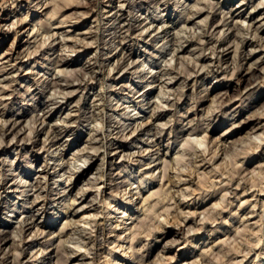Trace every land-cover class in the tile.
<instances>
[{
  "label": "rangeland",
  "instance_id": "obj_1",
  "mask_svg": "<svg viewBox=\"0 0 264 264\" xmlns=\"http://www.w3.org/2000/svg\"><path fill=\"white\" fill-rule=\"evenodd\" d=\"M116 12L122 17L120 23L113 19ZM152 18L159 21L151 27ZM0 24V185L4 187L0 232L8 236L5 242L0 233V256L7 257L8 264L28 260L27 264H68V256L79 246L78 253L97 254L95 261L88 257L81 264H109L113 254V264H264V0H0ZM54 33L67 37L72 46L67 48L66 41ZM109 33L118 34L114 38ZM177 47L184 50L178 58ZM122 50L131 58L116 68ZM60 55L70 63L59 70L67 69L80 85L62 87L69 98L60 89L47 88L52 79L64 83V74L50 60ZM97 56L104 69L94 66L95 61L90 65ZM129 86L134 89L131 93ZM145 92L142 103L139 96ZM160 92L166 93L165 98ZM251 96L255 101L245 108ZM50 98H58L60 104L53 105ZM125 112L133 117L125 121ZM154 114L160 115L151 124ZM11 116H21L23 121L18 124L20 143L15 147L16 140L11 142L13 135L6 130ZM142 121H150L143 127L146 131L139 128L131 136ZM121 126L129 129L118 135L113 132ZM53 129L62 140L51 148L48 139ZM32 130L38 132L35 139ZM112 144L122 147L107 148ZM215 145L222 151L212 160ZM60 153L72 170L61 180H44V167L57 165ZM201 153L208 160L202 161ZM75 169L84 171L83 177L72 178ZM164 174H169V182ZM146 177L154 179L140 185ZM182 177L186 183L177 184ZM237 182L242 186L236 191ZM63 189L70 191L66 199L61 198ZM141 190L139 197L148 201H140L135 217L142 222L127 220L138 196L131 198ZM74 199L77 203L71 206ZM34 202L47 206L48 214L30 215ZM70 208L78 212L73 215ZM27 213L35 227L24 233L20 222ZM95 216L105 225L98 236L100 244L92 242ZM122 219L125 224L113 232ZM49 223L50 227L42 226ZM135 224L142 228L134 230ZM166 230L170 234L164 237ZM131 233H137L136 238ZM122 236L126 241L119 245L124 248L115 254ZM20 244L28 249L26 258L18 257ZM130 246L136 253L131 259ZM44 249L50 254L39 261ZM52 250L56 253L50 258Z\"/></svg>",
  "mask_w": 264,
  "mask_h": 264
},
{
  "label": "bare ground",
  "instance_id": "obj_2",
  "mask_svg": "<svg viewBox=\"0 0 264 264\" xmlns=\"http://www.w3.org/2000/svg\"><path fill=\"white\" fill-rule=\"evenodd\" d=\"M109 1H113L114 2V0H109ZM206 2V1H205ZM204 2V3H205ZM208 2V1H207ZM49 4V2H47L46 3V5H48ZM244 6H246V4H243L241 7H240V9L242 8V7H244ZM259 6H260V3H259ZM93 8V7H92ZM123 9V8H122ZM197 9V8H196ZM200 9V8H199ZM198 9V10H199ZM191 10V9H190ZM197 10V11H198ZM196 11V10H195ZM197 13V12H196ZM195 13V14H196ZM201 13V10H200V12L198 13V14H200ZM197 14V15H198ZM193 16H194V14H193ZM121 15H117V12L114 14V18L113 19H116L115 20V22H117V20L119 21L121 18ZM188 18H190V16L188 17ZM194 18V17H193ZM137 20H138V18H137ZM190 20H192V19H189L188 20V22H190ZM145 21V20H144ZM157 21H159V20H157L156 18H152L150 21H149V23H148V25H153L154 23H156ZM170 21V20H169ZM193 21V20H192ZM195 21V20H194ZM64 22V21H63ZM114 22V23H115ZM148 22V21H147ZM185 22H187L186 20H185ZM113 23V24H114ZM119 23H120V21H119ZM169 23V22H168ZM167 23V24H168ZM225 23V21L223 22V24ZM63 24V23H62ZM1 25V24H0ZM136 25V24H135ZM171 25V24H170ZM169 24H168V26H170ZM149 26V27H150ZM47 27V26H46ZM118 27V26H117ZM120 27L121 26H119L118 28H119V30H120ZM129 28H130V26H128ZM152 27V26H151ZM38 28V27H37ZM36 28V29H37ZM124 27H121V29H123ZM129 28H127V29H129ZM133 28H135L134 26H133ZM139 28V27H138ZM160 28V27H159ZM161 28H162V26H161ZM242 28V27H241ZM249 28H250V26H249ZM249 28H248V30L247 31H249ZM131 29V28H130ZM136 29V28H135ZM150 29V28H149ZM34 30H35V27H34ZM50 30V29H49ZM124 30V29H123ZM106 31V30H105ZM121 31V30H120ZM128 31V30H127ZM127 31H125L126 33H127ZM146 31V30H145ZM166 31L167 30H164L162 33H159L158 35H160V34H163V33H166ZM39 29H37L36 30V34L35 35H37V33H38V35H39ZM140 32V31H139ZM151 32H153V31H151ZM118 33H120V32H118ZM118 33H109V36H111V37H117V34ZM143 33V32H142ZM247 33H249V32H247ZM210 34V33H209ZM48 35V34H47ZM51 35V34H50ZM54 37H55V35H59L58 33H54V34H52ZM152 35V34H151ZM158 35H156L154 38L157 40V36ZM165 35H167V34H165ZM193 35V34H192ZM212 35H213V33H212ZM248 35V34H247ZM45 36H46V34H45ZM60 36V35H59ZM143 36V35H142ZM148 36V35H147ZM149 36H150V34H149ZM40 37V36H39ZM48 37V36H47ZM193 37V36H192ZM209 37V36H208ZM213 37V36H212ZM49 38V37H48ZM60 38H61V40L62 41H66L65 42V44L67 45H65L67 48H68V46L70 45V46H72V41H70V40H68V38L67 37H61L60 36ZM67 38V39H66ZM71 38V37H70ZM69 38V39H70ZM188 38V37H187ZM55 39V38H54ZM117 39V38H116ZM46 40V39H45ZM71 40H73V39H71ZM47 41H48V39H47ZM55 41H56V39H55ZM54 41V42H55ZM58 41V40H57ZM186 41H188V39L186 40ZM189 41H190V39H189ZM191 41H192V39H191ZM201 41V40H200ZM200 41H198L199 43H200ZM204 41V40H203ZM202 41V42H203ZM193 42V41H192ZM191 42V43H192ZM197 42V41H196ZM77 43V45H78V42H76ZM124 43V42H123ZM186 43V42H185ZM198 43V44H199ZM54 44V43H53ZM74 44V43H73ZM91 44V43H90ZM95 44V43H94ZM214 44V43H213ZM248 44V43H247ZM85 45V44H84ZM92 45V44H91ZM176 45V44H175ZM244 45L245 44H243L242 43V47H244ZM43 46V45H42ZM45 46V45H44ZM63 46V45H62ZM76 46V45H75ZM80 46V45H79ZM93 46V45H92ZM164 46V45H163ZM202 46V45H201ZM209 46V45H208ZM191 47V46H190ZM213 47V46H212ZM214 47H216V46H214ZM213 47V48H214ZM72 48H74V47H72ZM96 48H98V47H96ZM95 48V49H96ZM212 48V49H213ZM78 49V48H77ZM77 49H75V50H77ZM111 49V48H110ZM174 49H176V48H174ZM173 49V50H174ZM198 49V48H197ZM74 49H73V51L74 52H76ZM99 50V49H98ZM207 50V49H206ZM204 51V50H203ZM225 51V50H224ZM111 52H112V49H111ZM111 52H109V53H111ZM174 52V51H173ZM184 52V50H182V48H178L177 47V49L175 50V57H177L178 58V56L181 54V53H183ZM73 53V52H72ZM108 53V54H109ZM122 53H123V57H122V59L120 58V60L118 59V64H117V66H116V68H119L121 65H120V63H122V62H124L126 59H130L131 58V54H127L126 52H125V50H122ZM213 53H214V49H213ZM216 53H218V55H217V57L221 54L222 55V51H220V52H216ZM36 54V53H35ZM55 54V53H54ZM53 54V55H54ZM66 54V53H65ZM112 54V53H111ZM190 54V53H189ZM205 54V53H204ZM105 55H107V54H105ZM213 55H215V54H213ZM100 56V55H99ZM99 56H97L96 57V59H94V60H91L89 63H90V65H91V63H92V61H95V63L93 64L94 66H99V70L100 69H104L105 67V65H102V64H100L99 63ZM116 56V55H115ZM118 56V55H117ZM201 56V55H200ZM182 57V56H181ZM132 58H134V57H132ZM201 58V57H200ZM181 59V58H180ZM179 59V60H180ZM48 60V59H47ZM51 60V63H53V67L54 68H56V69H58V71H60V73H63L64 75H63V79H64V83H61L62 81H59V80H49L48 82H47V88H50V87H54L53 89L54 90H56V89H60L59 91H61L62 92V87L63 88H74L75 86H78V88H79V86L80 85H77L76 84V81H75V79L72 77V76H70L68 73V71H67V69L65 70V69H63V70H59V67H63V66H66V65H68L70 62L68 61V59L66 58V57H64V56H53V58H51L50 59ZM123 60V61H122ZM134 60V59H133ZM208 60H210V58L208 59ZM221 60V59H220ZM108 61H110V59L108 60ZM135 61V60H134ZM197 61V60H196ZM112 62V61H111ZM211 62H212V60H211ZM211 62L209 63V64H211ZM134 63H136V61L134 62ZM189 63V62H188ZM187 63V64H188ZM196 63V62H195ZM198 63V62H197ZM219 63V62H218ZM221 63V62H220ZM43 64V63H42ZM104 64V63H103ZM133 64V63H132ZM151 64V63H150ZM200 64V63H199ZM52 65V64H51ZM93 65H91V66H93ZM206 65V64H205ZM204 65V66H205ZM252 65V64H251ZM108 66H111V65H108ZM113 66V65H112ZM151 67L153 66L152 64L150 65ZM202 66V65H201ZM200 66V67H201ZM113 68V67H112ZM189 68H191V67H189ZM199 68V67H198ZM21 69V68H20ZM115 69V68H114ZM140 69V68H139ZM139 69H138V71H139ZM192 69V68H191ZM215 69V68H214ZM251 69V68H250ZM111 70V69H110ZM116 70V69H115ZM193 70V69H192ZM201 70V69H200ZM203 70V69H202ZM204 70H205V68H204ZM20 71V70H19ZM114 70L112 69L110 72H113ZM153 71V70H152ZM184 71V70H183ZM162 72H164V71H162ZM200 72V71H199ZM219 72V71H218ZM58 73V72H57ZM59 73V74H60ZM165 73V72H164ZM167 73V72H166ZM181 73V72H180ZM33 74V73H32ZM138 74H140V73H138ZM167 74H169V73H167ZM166 74V75H167ZM249 74H250V72H249ZM188 75H189V73H188ZM251 75H253L252 73H251ZM93 76H95V75H93ZM93 76H91V77H93ZM144 76V75H143ZM164 77V76H163ZM250 77H252V78H254L253 76H250ZM95 78V77H94ZM98 78V77H97ZM120 78H122V77H120ZM119 78V79H120ZM144 78V77H143ZM171 78V77H170ZM42 79V78H41ZM92 79V78H91ZM119 79H117V80H119ZM171 79H173V78H171ZM170 79V80H171ZM34 80V79H33ZM46 80H48V79H46ZM113 80H114V78H113ZM170 80H168V82H170ZM255 81H256V79H254ZM45 81V80H44ZM93 81V80H92ZM77 82H79V81H77ZM90 82V81H89ZM142 82V81H141ZM153 82V81H152ZM44 83V82H43ZM86 83H88V82H86ZM170 83H172V82H170ZM256 83H257V81H256ZM165 84H169V83H165ZM149 85H151L152 86V83L151 84H148V86ZM251 85V84H250ZM84 86H85V84H84ZM87 86V85H86ZM150 86V87H151ZM163 86H161V88L160 89H163L162 88ZM56 88V89H55ZM128 88V87H127ZM135 88H136V86H135ZM51 90V89H50ZM128 90H129V92L131 93V92H133V90L134 89H132L131 88V86H129V88H128ZM184 90V89H183ZM79 91V90H78ZM161 91V90H160ZM164 91V90H163ZM57 92V91H56ZM89 92V91H88ZM183 92V91H182ZM62 93H64V92H62ZM138 93H140V92H137V94ZM147 92H145V93H143L141 96H139V98L140 97H142V100H141V102L142 103H144L143 102V100L145 99V97H147V94H146ZM162 92H160V94H161ZM47 94V93H46ZM60 94V93H59ZM65 94V93H64ZM163 94H165L166 95V93H162L161 95H163ZM43 95V94H42ZM129 95V94H128ZM135 95H136V93H135ZM51 97V96H50ZM53 97H54V95H53ZM70 96L69 95H67V94H65V97L64 98H69ZM159 97V96H158ZM163 97H164V95H163ZM55 98V97H54ZM165 98V97H164ZM2 99V98H1ZM58 99V98H57ZM57 99H53V98H50V102L52 101V104L53 105H59L60 104V102L59 101H57ZM167 99H169V97L167 98ZM201 99V98H200ZM46 100V99H45ZM148 100V99H147ZM160 100H162V99H160ZM49 101V100H48ZM167 101H169V100H167ZM254 101H255V99H253V97L251 96V97H249V103L247 104V105H245V108H247V107H249V106H251V104L252 103H254ZM149 102V101H148ZM160 102H162V101H160ZM173 101H171V103H172ZM118 103H119V101H118ZM141 103V104H142ZM150 104V103H149ZM158 104V103H157ZM146 105V104H145ZM159 105V104H158ZM160 106V105H159ZM159 106H157V107H159ZM172 106V105H171ZM243 106V105H242ZM61 106H59V108H60ZM143 107H144V104L141 106V109H143ZM211 107V106H210ZM244 108V109H245ZM140 109V108H139ZM156 109V108H155ZM115 111V110H114ZM140 113V112H139ZM154 113V112H153ZM152 113V114H153ZM157 113V112H156ZM124 114V117H123V119L125 120V121H127L128 120V118H132L133 116H131V117H128V115H126L127 114V112H125V113H123ZM70 115V114H69ZM84 115V114H83ZM160 115V114H159ZM159 115L157 116L156 114H154V115H152L151 116V119H150V121H151V124H152V122L154 121V120H156V119H158V117H159ZM258 115V114H257ZM127 116V117H126ZM261 116V115H260ZM44 117V116H43ZM162 117V116H161ZM261 117H264L263 115L261 116ZM22 117L20 116H17V117H15V116H11L8 120H9V122H10V125H9V127H8V129H6V130H9V131H7V132H9V133H11L13 136V138L11 139V142H14L15 140V143H14V147L15 146H17L18 145V143H20V137L18 138V136H19V130L17 131V129L19 128L18 127V124H20V122L22 121V119H21ZM38 118V117H37ZM70 118V117H69ZM253 118H254V116H253ZM253 118H250V119H253ZM21 119V120H20ZM26 119V118H25ZM259 119V118H258ZM40 120V119H39ZM43 120V119H42ZM123 120V121H124ZM134 120L136 121V120H138V119H135L134 118ZM249 120V119H248ZM33 120H31V122H32ZM76 121V120H75ZM150 121H147V122H144V121H142V122H140V124H139V126L137 127V129H135L134 130V132L131 134V136H133L138 130H139V128H140V131H146L145 129H143V127H146L147 125H148V123L150 122ZM5 122V121H4ZM23 122V121H22ZM28 122V121H27ZM37 122H39V121H37ZM64 122V121H63ZM72 122V121H71ZM245 122V121H244ZM255 122V121H254ZM6 123H8V121L7 122H5V124ZM47 123V122H46ZM192 123V122H191ZM41 124H45V121H43ZM65 124V123H64ZM150 124V123H149ZM250 124V123H249ZM30 125H31V123H30ZM34 125H36V124H34ZM67 125V124H66ZM76 125V124H75ZM3 126V125H2ZM6 126V125H5ZM5 126H4V128H5ZM21 126V125H20ZM129 126H131V125H129ZM129 126L128 127H124V126H121V127H117V128H115V130L113 131V132H115V131H117L116 132V134L118 135V134H120V133H124L127 129H129ZM150 126V125H149ZM35 127V126H34ZM201 127V126H200ZM22 128V127H21ZM36 128V127H35ZM33 129V128H32ZM196 129V128H195ZM34 130V129H33ZM32 130V135H34L35 137H34V139L36 138V137H38V132L35 130V131H33ZM52 130V129H51ZM50 130V131H51ZM17 131V132H16ZM22 131V130H21ZM149 131V130H148ZM3 133H5V132H3ZM3 133H1V134H3ZM36 134H37V136H36ZM49 134V133H48ZM114 134V133H113ZM112 134V135H113ZM115 134V135H116ZM193 134V133H192ZM4 135V134H3ZM30 135V134H29ZM158 136V135H157ZM31 137V136H30ZM46 137H48V136H46ZM51 137H52V139H48L49 141H50V143H49V145H52L51 146V148H53L54 146H56L58 143H59V141H60V139H61V135L56 131V129H53V131H52V134H51ZM1 138V137H0ZM259 138V136L257 137V139ZM33 139V140H34ZM24 139H21V141H23ZM37 140V139H36ZM47 140V139H46ZM62 140V139H61ZM95 140V139H94ZM191 140V139H190ZM263 140V139H262ZM29 141H31V140H29ZM189 141V140H188ZM226 141V140H225ZM264 141V140H263ZM92 142V141H91ZM190 142V141H189ZM3 143V142H2ZM46 143H48V142H46ZM111 143V142H110ZM199 143V142H198ZM223 143V142H222ZM26 144V143H25ZM44 144H45V142H44ZM148 144V143H147ZM201 144H205V142L203 141V143H201ZM257 144V143H256ZM49 145H48V147H49ZM156 145V144H155ZM207 145H209V144H207ZM2 146V145H1ZM202 146V145H201ZM47 147V148H48ZM120 147H122V146H118V147H116V145H114V144H112V145H107V148H109V149H113L114 151H118V149H120ZM209 147V146H208ZM215 150L212 152V160L213 159H215L216 157H217V155H219V153L222 151L221 149H220V146H218V145H215ZM257 147H259V146H257ZM44 148V147H43ZM46 148V147H45ZM50 148V149H51ZM210 148V147H209ZM208 148V149H209ZM204 149H206V148H204ZM58 149H56V151H57ZM194 150V149H193ZM55 151V150H54ZM212 151V150H211ZM219 151V152H218ZM224 151V150H223ZM47 152V151H46ZM149 153H150V150L148 151ZM149 153H148V155H149ZM202 155V157H203V159H202V161H206V160H208V157H206L205 155H203V153H201ZM244 154V153H243ZM250 154V153H249ZM246 155V154H245ZM244 155V156H245ZM251 155V154H250ZM210 156V155H209ZM247 156V155H246ZM80 157V156H79ZM143 158H145V157H143ZM245 158H247V159H249L248 158V156L247 157H245ZM244 158V159H245ZM178 159V158H177ZM176 159V160H177ZM179 160H180V158H179ZM86 161V160H85ZM134 161V160H133ZM132 161V163H130V165H134L135 164V162H133ZM197 161V160H196ZM56 162H58V164L57 165H55L54 167H52V166H50L49 164H47L45 167H44V170H43V173H44V177L42 176V178L44 179V180H48V177H53V178H57V179H59V177L60 178H62L65 174H67V173H69V171H70V169H71V167H69V166H67V162H64V153H60L59 154V156H58V158H57V160H56ZM60 162H63V166L60 168V169H58V166H59V164H60ZM166 163H164V164H169V162H167V161H165ZM179 162V161H178ZM208 162V161H207ZM111 163V162H110ZM185 163V162H184ZM151 164V162L150 163H148V164H146V165H150ZM211 164V163H210ZM237 165V164H236ZM166 166V165H165ZM182 166H184V165H182ZM186 166V165H185ZM190 166V165H189ZM60 167V166H59ZM164 167V166H163ZM159 167H157L156 166V168L155 169H158ZM235 168H237V167H235ZM241 168V167H240ZM72 170V169H71ZM169 170V169H168ZM149 171H153L152 169L151 170H149ZM164 171H165V173H166V170L164 169ZM163 171V172H164ZM171 171V170H170ZM187 172V171H186ZM147 173H149V172H147ZM182 173V172H181ZM189 173H192L191 171L189 172ZM239 173V172H238ZM237 173V174H238ZM83 174H84V171L83 172H80V170H73L72 171V174H71V176H72V178H73V176H76V175H78L79 177H83ZM104 174V173H103ZM121 174V173H120ZM131 174H133V172H131ZM174 174H176V173H174ZM165 175V174H164ZM167 175H169V174H167ZM167 175H165L166 177L164 178L167 182H169V179H171L170 177L168 178L167 177ZM181 175V174H180ZM192 175V174H191ZM191 175L189 174V176L188 177H191ZM234 175V174H233ZM104 176V175H103ZM102 177V176H101ZM173 177H174V179L176 178V177H178L177 175H176V177L173 175ZM179 177H181V176H179ZM239 177H240V175H239ZM69 178V177H68ZM103 178V177H102ZM167 178V179H166ZM183 178V177H182ZM182 178H180L178 181L179 182H177V184L178 183H180V182H183L184 184L186 183L185 181H187V179H185L184 180V178L182 179ZM231 178H232V176H231ZM152 179H154L153 177H150V178H148V177H146V178H143V180H141L140 181V185H144L147 181H150V180H152ZM173 179V180H174ZM178 179V178H177ZM176 179V180H177ZM245 179V178H244ZM59 180H61V179H59ZM98 181L100 180V178L99 179H97ZM163 180V179H162ZM50 181V180H49ZM153 181V180H152ZM190 181V180H189ZM234 180H233V178L232 179H229V181H227L228 183V187H227V189H229V191H230V189L232 188V186H229V185H231L232 183L231 182H233ZM240 181V180H239ZM171 182L172 181H170V184H171ZM192 182V181H191ZM94 183V182H93ZM124 183V182H123ZM173 183V182H172ZM223 183H224V181H223ZM238 183V182H237ZM176 184V183H175ZM222 184V183H221ZM227 184H225L224 186H227ZM183 185V184H182ZM214 185V184H213ZM258 185H260V184H258ZM262 185V184H261ZM237 188H236V191L240 188V186H242L241 185V183L239 182L237 185ZM264 186V185H263ZM99 187V186H98ZM257 187V186H256ZM4 187L2 186V185H0V191L3 189ZM100 188V187H99ZM98 188V189H99ZM145 188H147V186L145 187ZM224 188V187H223ZM25 189H27V188H25ZM24 189V190H25ZM251 189V188H250ZM263 189V188H262ZM44 188H41V189H39V191H42V192H44ZM143 190V189H142ZM142 190L141 191H139L140 193H135V194H133V196H132V198H131V201L132 200H134L135 198H137V196H138V200H137V203H136V206L133 208V210H134V212H130V213H128L126 216L128 217V219L127 220H131V219H135L136 217H135V215L137 214V213H139V205H140V201H144V202H146V201H148V197L147 198H145V199H143V197L142 198H140L139 197V195L140 194H142ZM188 190V189H187ZM224 190V189H223ZM235 190V189H234ZM244 191H245V189H243ZM259 190H261V189H259ZM14 191V190H13ZM38 191V192H39ZM63 191V193H64V195L61 197L62 199H66L67 198V196H68V194L70 193V191H68L67 189H63L62 190ZM181 191V190H180ZM186 191V190H185ZM243 191V193H245ZM6 192V191H5ZM14 192H16V190L14 191ZM25 192H26V190H25ZM47 192V191H46ZM187 192V191H186ZM233 192V191H232ZM22 194H24V192H21ZM62 193V194H63ZM130 193V192H129ZM183 193V192H182ZM182 193H180V195L182 194ZM185 193V192H184ZM229 193V192H228ZM261 193V192H260ZM264 193V192H263ZM21 194V195H22ZM57 194H61V193H57ZM80 194V193H79ZM169 194V193H168ZM216 194V193H215ZM129 195V194H128ZM179 195V194H178ZM185 195H187L186 193H185ZM189 195V194H188ZM229 195V194H228ZM233 195V194H232ZM244 195V194H243ZM1 196V195H0ZM38 196H39V194H38ZM85 194L83 193L82 194V197H81V199H84L85 198ZM125 196H126V194H125ZM169 196V195H168ZM182 196V195H181ZM184 196V195H183ZM223 196V195H222ZM252 196V195H251ZM42 197V196H41ZM187 197V196H186ZM186 197H185V200H186ZM189 197H191V194L189 195ZM188 197V198H189ZM197 197H199V196H197ZM225 197V196H224ZM19 198V197H18ZM36 198H38V197H36ZM60 198V199H61ZM183 198V197H182ZM181 198V199H182ZM187 198V199H188ZM201 198V197H200ZM40 199V198H39ZM124 199V198H123ZM126 199V198H125ZM184 199V198H183ZM195 198H193L192 200H194ZM223 199V198H222ZM36 200H38V199H36ZM52 200V199H51ZM196 200H197V198H196ZM224 200V199H223ZM166 201V200H165ZM203 201V200H202ZM247 201V200H246ZM246 201H244V202H246ZM35 202H37V201H35ZM34 202V204H32V206H31V208L29 209V211H28V213H30V215H31V213H32V216H34V214L35 213H37V214H39V213H41L42 215H46V214H48V207L47 206H41V207H38V205L39 204H36ZM227 202H229V201H227ZM25 204H26V202H24ZM77 202H76V199H74V200H72V205L71 206H73L74 204H76ZM122 203V202H121ZM231 203V202H230ZM242 203V202H241ZM130 204H131V202H129L128 204H127V206L129 207L130 206ZM264 204V203H263ZM49 206V205H48ZM22 207V206H21ZM23 207H24V205H23ZM101 207V206H100ZM227 207V206H226ZM256 207H257V204H256ZM82 208V207H81ZM145 208V207H144ZM18 208H16V210H17ZM24 209V208H23ZM256 209V208H255ZM2 208H0V212H2ZM15 210V209H14ZM112 210V209H111ZM148 210V209H147ZM145 211V210H144ZM67 212V211H66ZM69 212L71 213V214H73V215H75L77 212H78V210H76L75 211V209H73V210H71V208L69 209ZM104 212V211H103ZM115 211H111L109 214H112V213H114ZM129 212V211H128ZM27 213V215H26V219H25V221L23 222V221H21L20 223L22 224V232H26V231H29L30 229H32L33 227H35V221H34V219H33V217L32 216H28L29 214ZM263 213V212H262ZM97 214V213H96ZM101 214V213H100ZM152 214V213H151ZM169 214V213H168ZM193 215V214H192ZM99 216V215H98ZM263 216V215H262ZM261 216V217H262ZM155 217V216H154ZM218 217V216H217ZM55 218V215L53 216V217H51V220H53ZM95 219H93V221H94V223H95V225H94V223H92L93 225H94V230L93 231H95L96 232V234H94L95 235V237L94 238H96V239H93V244H94V242H96L97 244L99 243H101V241L99 240L100 238L98 237V236H101V235H103L102 233L105 231V225H104V223L102 224L100 221H101V219L100 220H96V218H97V216H95L94 217ZM111 218H113V215L112 216H109L108 217V219L111 221ZM233 218V217H232ZM137 219L138 218H136L135 220L137 221ZM144 219H146V218H144ZM143 219V222H145V220ZM147 219H149V218H147ZM185 219H188V216H186V218ZM217 219V218H216ZM123 220V219H122ZM126 219H124L123 221H120V223L115 227V229L113 230V232H115L116 233V231L119 229V227H120V225H123V224H125L124 223V221H125ZM151 220V219H150ZM207 220V219H206ZM92 221V222H93ZM104 221V220H103ZM139 221H141L140 219H138V222ZM202 221V220H201ZM203 221H205V220H203ZM229 221H231V220H229ZM118 222V221H117ZM142 222V221H141ZM147 222H149V220L147 221ZM226 222V221H225ZM70 223V222H69ZM68 223V224H69ZM140 223V222H139ZM91 224V223H90ZM225 224H227V223H225ZM242 224V223H241ZM71 225V224H70ZM136 225V224H135ZM37 226V225H36ZM42 226H45V227H50V223L49 224H45V225H42ZM72 226V225H71ZM89 226V225H88ZM140 227H141V225H139ZM138 225H136V227H134L133 226V228H134V230H136V228L137 227H139ZM20 227V228H21ZM90 227H91V225H90ZM93 227V226H92ZM262 227V226H261ZM66 228H67V226H66ZM127 228V227H126ZM133 228H132V231L133 232H135L134 230H133ZM142 228V227H141ZM64 229V228H63ZM74 229V228H73ZM130 229V228H129ZM138 229H140V228H138ZM138 229H137V231H138ZM38 230V229H37ZM41 230V229H40ZM126 231H127V229H125ZM131 230V229H130ZM63 231V230H62ZM131 231V232H132ZM5 232V231H4ZM2 233V232H0V233H2L3 234V241L5 240V242H6V240H8V236L7 235H5L4 236V234L5 233ZM37 232V231H36ZM45 232V231H44ZM44 232H42V235L43 234H45ZM94 232V233H95ZM177 232V231H176ZM238 232V231H237ZM8 233V232H7ZM6 233V234H7ZM40 233V232H39ZM67 233V232H66ZM92 233V232H91ZM138 233V232H137ZM137 233H135V235H133L134 233H131L135 238H136V234ZM178 233V232H177ZM241 233V232H240ZM68 234V233H67ZM168 234H170V231L169 230H166L164 233H163V236L165 237V236H167ZM242 234V233H241ZM254 234H256V233H254ZM91 235V234H90ZM139 235H140V233H139ZM235 236H236V234H234ZM240 235V234H239ZM162 236V237H163ZM44 237V236H43ZM71 237V236H70ZM133 237V238H134ZM137 237H138V235H137ZM231 237V236H230ZM240 237V236H239ZM1 238V237H0ZM36 238V237H35ZM72 238V237H71ZM93 238V237H92ZM103 238V237H102ZM133 238H132V240H133ZM134 238V239H135ZM243 238V237H242ZM90 239V238H89ZM105 239V238H104ZM124 239H125V237H121V239L119 240V242H118V245H117V249H116V253L115 254H117L121 249H123L124 247H123V245H119V243L121 244V243H123V242H125L124 241ZM236 240V239H235ZM244 240V239H243ZM107 241V240H106ZM227 241V240H226ZM238 241V240H237ZM240 241V240H239ZM259 241V240H258ZM22 242H23V240H22ZM50 242V241H49ZM48 242V243H49ZM61 242V241H60ZM63 242V241H62ZM61 242V243H62ZM87 242V241H86ZM130 242V241H129ZM134 242V241H133ZM175 242V241H174ZM21 243V242H20ZM24 243V242H23ZM22 243V244H23ZM46 243V242H45ZM60 243V244H61ZM87 243H89V242H87ZM86 243V244H87ZM244 243V242H243ZM242 243V244H243ZM50 244V243H49ZM92 244V243H91ZM110 244V243H109ZM259 244V243H258ZM21 245V244H20ZM19 245V246H20ZM53 245V244H52ZM65 245V247H66V243L64 244ZM228 245V244H227ZM18 246V247H19ZM25 246L26 245H21L20 247H22L21 249H22V253H18V257L21 255V257H27L26 256V254H27V250L28 249H26L25 248ZM62 246V245H61ZM46 247V246H45ZM64 247V248H65ZM134 246H130L129 248L131 249L132 248V251H133V254L131 255L130 254V258L129 259H131L134 255L136 256V253H135V251H134V248H133ZM28 248V247H27ZM59 248V247H58ZM58 248H56L57 249V253H58ZM63 248V249H64ZM76 248H77V246H76ZM85 248V247H84ZM83 248V249H84ZM48 249V248H47ZM66 249H68V248H66ZM75 250V249H74ZM73 249L71 250V251H74ZM79 250H81L80 249V246L77 248V251L78 252H80ZM110 250H112V249H110ZM114 250V249H113ZM112 250V251H113ZM41 251V250H40ZM77 251H75V252H72V254H71V256H68V259L66 260V262L68 263V264H74L75 262H79L80 264H81V261H83L85 258H91V261H95V258L97 257V254L96 253H93L92 251H88V252H84V253H78ZM82 251V250H81ZM86 251V250H85ZM112 251H111V254H112ZM115 251V250H114ZM113 251V252H114ZM0 252H2V249H1V247H0ZM19 252V251H18ZM32 252V251H31ZM45 252H46V250L44 249L42 252H40L41 254H39L38 256H37V259L39 260V261H41L43 258H45L46 257V255H49V254H45ZM56 253V250H52V252H51V256H50V258H52L53 256H52V254L53 253ZM131 252V251H130ZM230 252V251H229ZM246 252V251H245ZM33 253V252H32ZM249 253H250V250H249ZM2 254V253H1ZM45 254V255H44ZM119 254V253H118ZM247 254V253H246ZM2 255H4V252H3V254ZM31 255V254H30ZM75 255V256H74ZM7 256V255H6ZM15 256H16V254H15ZM35 256V255H34ZM33 256V257H34ZM40 256V257H39ZM59 256V255H58ZM113 256H115L114 254H113ZM112 256V258L113 259H110V261H109V264H113L114 263V257ZM138 256V255H137ZM140 256H142V255H140ZM9 257V256H8ZM29 257V256H28ZM244 257H246V256H244ZM247 257H248V255H247ZM262 257V256H261ZM0 262H3V263H1V264H4V263H7L8 264V258L7 257H5V256H0ZM143 258V257H142ZM186 258V257H185ZM13 259H14V257H13ZM23 259V258H22ZM32 259V258H31ZM134 259V258H133ZM18 260V259H17ZM27 260V259H26ZM108 260V259H107ZM137 260V259H136ZM142 260V259H141ZM10 261V260H9ZM38 261V262H39ZM173 261V260H172ZM31 262V260H28L27 261V263H30ZM65 262V263H66ZM106 262V261H105ZM143 261H140V264L142 263ZM242 261H240V263H241ZM26 263V264H27ZM233 263V262H232ZM231 263V264H232ZM236 263V262H235ZM22 264V263H21ZM145 264V263H144ZM183 264H185V263H183ZM188 264V263H187ZM237 264V263H236Z\"/></svg>",
  "mask_w": 264,
  "mask_h": 264
}]
</instances>
